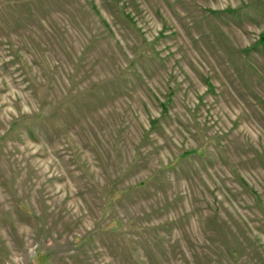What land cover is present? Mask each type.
Returning <instances> with one entry per match:
<instances>
[{"label":"rangeland","instance_id":"1","mask_svg":"<svg viewBox=\"0 0 264 264\" xmlns=\"http://www.w3.org/2000/svg\"><path fill=\"white\" fill-rule=\"evenodd\" d=\"M264 0H0V264H264Z\"/></svg>","mask_w":264,"mask_h":264},{"label":"trees","instance_id":"2","mask_svg":"<svg viewBox=\"0 0 264 264\" xmlns=\"http://www.w3.org/2000/svg\"><path fill=\"white\" fill-rule=\"evenodd\" d=\"M262 37H263V39H264V35H263Z\"/></svg>","mask_w":264,"mask_h":264}]
</instances>
